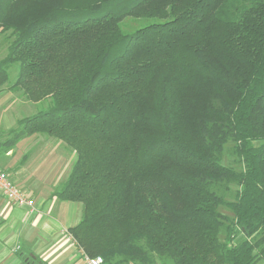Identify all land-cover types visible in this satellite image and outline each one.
Listing matches in <instances>:
<instances>
[{"label": "trees", "instance_id": "1", "mask_svg": "<svg viewBox=\"0 0 264 264\" xmlns=\"http://www.w3.org/2000/svg\"><path fill=\"white\" fill-rule=\"evenodd\" d=\"M128 17L160 21L125 33ZM0 30V87L15 66L9 88L49 102L15 138L75 153L54 195L81 203L86 256L264 261V0H0Z\"/></svg>", "mask_w": 264, "mask_h": 264}, {"label": "crops", "instance_id": "2", "mask_svg": "<svg viewBox=\"0 0 264 264\" xmlns=\"http://www.w3.org/2000/svg\"><path fill=\"white\" fill-rule=\"evenodd\" d=\"M19 119L0 105V171L32 200L33 211L0 194V264H86L68 231L81 218V203L54 195L72 156L40 133L15 138ZM119 262L114 256L109 264Z\"/></svg>", "mask_w": 264, "mask_h": 264}, {"label": "rangeland", "instance_id": "3", "mask_svg": "<svg viewBox=\"0 0 264 264\" xmlns=\"http://www.w3.org/2000/svg\"><path fill=\"white\" fill-rule=\"evenodd\" d=\"M153 21H160V20L155 19V18L133 19V18L128 17L122 20L121 26L125 33H130L136 28L149 24ZM10 36L11 34L9 31L3 32L0 30V59H2L6 54V48L8 47L9 41L11 39ZM16 71H17L16 67L11 66L8 70V74H9L8 81L3 86L0 87V105L3 107L6 105L7 110L11 112L12 116L15 119L33 115L37 113L38 111L45 109L49 105L48 100L41 101L38 103L28 101L25 98H23V96L20 95L19 91H13L12 89L9 88V86L13 83L15 79ZM41 135L50 137L45 134H41ZM50 138H52V140L56 142H59V146L62 149H64L65 152L71 154L72 160L74 161L75 153L70 147L66 146V144L60 140H57L53 137H50ZM37 139L41 140L42 137H39V138L37 137ZM231 147H232V144L228 143L224 151L223 162L227 165H231L237 168L239 167V164H238L236 156L232 154ZM229 189L230 190L228 191L226 190L224 192V196L226 200L233 199L234 190H235L234 185H230ZM219 210L223 214L232 217V213L229 209H227V207L222 206L219 208ZM81 213H82V210H81ZM160 261H161L160 259L157 260L159 264H160ZM257 264H264V261H259Z\"/></svg>", "mask_w": 264, "mask_h": 264}, {"label": "built area", "instance_id": "4", "mask_svg": "<svg viewBox=\"0 0 264 264\" xmlns=\"http://www.w3.org/2000/svg\"><path fill=\"white\" fill-rule=\"evenodd\" d=\"M0 194L17 206H27L33 211V202L27 198L24 192L11 180L8 174L0 171ZM18 248V246H17ZM86 264H104L101 256L89 257L85 255Z\"/></svg>", "mask_w": 264, "mask_h": 264}]
</instances>
